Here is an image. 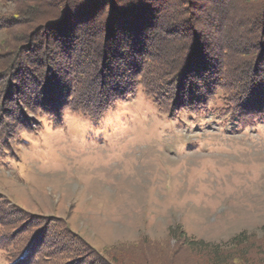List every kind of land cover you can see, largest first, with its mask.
I'll list each match as a JSON object with an SVG mask.
<instances>
[{
    "label": "rangeland",
    "instance_id": "rangeland-1",
    "mask_svg": "<svg viewBox=\"0 0 264 264\" xmlns=\"http://www.w3.org/2000/svg\"><path fill=\"white\" fill-rule=\"evenodd\" d=\"M221 1L217 4L211 0H108L103 3L102 0H75L73 10L76 13L64 9L65 21L64 18L61 24L49 25L34 36L32 41L48 37L49 44L40 48L55 47L50 54L46 51L47 57L51 56L47 59L51 69L43 67L42 75L37 74L43 77L38 96L24 95V90L13 89L15 84L19 89L38 84H25L26 79H15L11 95L5 99L6 109L0 113L1 236L7 237L11 232L8 237L16 243L26 241L38 229H45L48 230L46 237L40 238L44 244L56 245L59 238L66 239L73 246L84 245L89 257L102 256L112 264L144 261L151 252L163 248L172 228L184 232L189 241L211 244L225 245L243 233L247 238L255 236L264 240V117L251 123L245 119L242 123L230 116L222 107L226 97L223 91L208 95L205 108L194 111L186 106L187 96H177L178 90L177 93L173 91L178 87L173 81L163 89L144 80V84L137 83L133 93L110 102L100 117L90 115L91 128L86 135L68 128L63 120L66 107L94 106L119 90L109 89V83L107 89L103 88L102 84L99 89H104L102 95L105 96H93L96 92L93 83L89 86L93 89L91 94L88 92L92 96L89 99L87 94L83 96L88 84L75 76L71 80V66L64 70L54 62L61 38L66 40L71 36L70 41L71 31L85 32L97 20V35L93 39L96 44L91 48L97 49L102 40H109L106 52L98 50L96 59L101 55L109 58L111 76L118 67L115 66L118 58H111V54H117L114 51L118 42L113 39L119 21H128L124 23V35L127 32L132 33L133 38L138 36L140 40H136L140 44L141 41L153 42L161 48L162 55L178 52L179 44L192 38L189 41L197 53L188 55L185 69L200 75L205 68L200 65V56L210 43L213 44L214 36H218L220 29L234 30L226 24L235 19L240 2L255 3L227 0L220 4ZM0 2L2 69L7 63L8 52L26 29L25 20L31 17L26 15L27 7L37 10L34 19L60 6L52 0ZM246 9L250 13L253 11L251 4L244 3L242 10ZM184 10L202 20L203 26L195 32L196 39L189 29L191 24H184L179 15ZM77 13L81 14L76 16ZM142 15L146 16V25L141 24ZM7 17L15 18L16 24L6 21ZM225 17L229 21H225ZM247 20L241 27L249 37H246L247 43L243 40V47H251L253 52L258 49L263 62L264 28L256 31L257 25L251 23L253 20ZM107 21L109 28L105 25ZM163 21L172 24L171 28L159 25L164 24ZM152 30L162 37L150 34ZM256 33L262 39L261 45L255 40ZM132 36L128 41L133 40ZM132 54L128 53V57ZM28 55L40 59L43 53L37 55L34 47L29 49ZM170 64L169 59L166 69L173 67ZM145 67L144 62L142 68ZM193 67H197V71ZM53 69L57 71L50 72ZM3 77L0 74L1 81L5 80ZM112 78L117 82L121 80L114 75ZM196 80L191 85L199 82ZM110 81L112 79L105 80ZM43 82L48 83V88L42 86ZM189 85L190 81L185 88L191 89ZM25 102L37 105L38 112H32L30 107L23 105ZM17 104L22 105L19 110L24 114L21 116L15 114ZM50 221L56 225H50ZM143 247L152 249L148 251L150 254ZM56 249L62 254L59 246ZM48 250L47 245L45 251L53 253ZM10 252L0 248V264H8L16 256L11 249ZM256 258H264L263 253L259 252ZM87 260L93 261V258Z\"/></svg>",
    "mask_w": 264,
    "mask_h": 264
},
{
    "label": "trees",
    "instance_id": "trees-1",
    "mask_svg": "<svg viewBox=\"0 0 264 264\" xmlns=\"http://www.w3.org/2000/svg\"><path fill=\"white\" fill-rule=\"evenodd\" d=\"M52 1L58 3V6L60 7H57L56 10L50 12H48L47 10L45 12H42L40 18L32 19V17L36 15L35 12L37 10L35 11L31 6L27 7L28 9L26 10V15L31 17H27V19L25 20L28 23L26 29H24L23 33H21L20 37H18V41L11 48V51L8 52L9 57L7 56L5 61L7 63H5L2 69H0V74L4 75L3 78H5V80L2 81L0 79V103H2L0 113H2L6 109V106L4 105L6 102L5 99L7 98L6 96L11 95L12 85L14 84L13 81L15 79H26L25 84L34 82L35 84H38L36 86L39 87L35 86L32 88V85H30V87L25 86L24 88L19 89L15 84L13 89L24 90V95L29 94L31 96H38L37 90L40 93V83L42 82L43 77H39L37 76V74L42 75L41 72L43 70V67L46 70L51 69V66H49L50 62L48 63L47 61V59H49L51 56L47 57L46 51L48 52L49 50L50 54L52 49H54L53 47L55 46L52 45L49 46V48H40V46H42L43 44H49L48 37L46 38L45 36H42L43 38L40 40L34 39L32 41V39L39 31L47 28L49 25L61 24L59 22L64 18L65 21L67 17L65 10H71L70 13H76L73 10L75 8V0ZM107 1L108 0H102V3ZM211 1H216L218 4V0ZM249 1H254L256 3L244 2L245 4H251L253 8L252 10L254 12L252 11L250 13L249 9L243 11L242 7L244 3L240 2L239 8L236 9V12L238 14H234L235 19L233 18V22L232 20L229 21V19L225 17V21H229L226 24V27L231 26L234 28V30L232 31L228 28H224L222 31L220 29L218 36H214L215 41L212 42L213 44L210 43V46H207L208 50L200 56V60L202 61L200 65L202 67H205L204 69H202L201 67L202 71H204L203 73H200V75L196 73H188V71H186L187 69H185V61L188 55L190 53H193L194 51L195 53H197L194 49V44H191V42L189 41L192 38H190L188 41L186 40L185 42L180 43L178 52L174 53L173 51H169L168 53L162 55L161 48H157L156 45L154 46L153 42L151 43L150 41L146 43V41H141L142 44H140V39L138 36L136 38H138L139 40H136V38H133V36L131 35L132 33L126 32L124 35V23L128 21H119L117 23L118 26L116 28V35L113 39L118 42V48H116V51H114V54H117H111V58L115 56L116 57L114 59L118 58V64H114L118 67L113 75L115 77L117 76V78L120 77L121 83L117 82L116 78L113 80V75L111 76V65H108L110 64L109 58L106 59V57L101 55L100 58L96 59L98 50L101 49L102 53L106 52L105 45L109 40H102V44L99 43L97 49L96 47L95 49L91 48V46L93 47V45L96 44L94 43L95 40L93 41V39L96 38L97 35V31H95L96 26H98L97 20L93 21L91 23L92 27H89V29L85 32L77 33L75 30L71 31L70 33L73 34L72 40H68L69 38H71V36L66 38V40L64 38H61V41L59 40L60 42L56 46V56L54 57V62L59 63V66L62 65V67H64V70L71 66L69 68L71 69L69 78L71 77L72 80V77L75 76L74 78H80L88 84L82 92L83 96H86L84 94H87L88 99L90 96H92L89 95V93L91 94V91L93 89H95L94 91H96H93V96H105L102 95L104 93L103 88L107 89L108 83V85H110L109 89L111 88L113 90H119L118 93L114 92L113 94L108 95V99H101L100 103H95L94 106H82L83 109L93 117H100L108 109L110 102L120 99L121 96L123 97L129 95L130 93H133L138 84H144L146 81L147 84H156V87L161 86L163 89H165V85H167L168 82L173 81V85H178V87L173 88V91H175V93H177L178 90L179 93L177 94V96H187L185 101L187 102L186 106H188L189 110L195 111L200 108L204 109L207 105V101L209 100L208 95L213 96L219 91H223L224 93H226V97L222 100V107L227 109L226 112L230 116L235 117L242 123L245 119L248 121V123H251L256 119L262 120V117H264V60L263 62H261L260 55H258L257 53L258 49H255V51L253 52L251 47H243V40L247 43V38L249 37L246 36V33L243 32L244 30H242L241 27L244 24L243 21L247 22V19L249 18V21L250 19L251 21L253 20L251 22L252 24L257 25L256 31H259L261 27L264 28V24H261L264 23V0ZM223 2H227V0H222L219 3L222 4ZM142 5H144L145 7L146 2H144ZM80 14L81 13H77L76 16ZM191 14L192 13L187 12V10L179 13L180 17L183 19L182 22L184 24L187 22L191 24L190 26H192V28L189 29L192 32L193 37L196 39V29L199 30L201 26H203V23L200 17L194 15L192 16ZM143 15L140 16L141 19H143V22L139 20L141 21V24H145L147 20L146 16ZM14 19L15 18L12 17V20H10L7 17L6 21H9V23L12 22V25H14L16 24V22L13 21ZM76 19L77 21H80L79 17H76ZM163 23L164 24L159 25H165L166 28H171L172 24H168V22L165 23L164 21ZM240 24L241 26H239ZM0 25H2L1 22ZM105 25L108 26L109 21H107ZM64 31L65 30H61L62 33ZM144 33H147V31H145ZM150 34H152L153 36L158 35L155 34V32L153 33V30ZM256 35H258V33H256ZM129 36H132L133 40L128 41ZM159 36H161V34L157 37L159 38ZM181 37H183L184 39L186 35ZM123 40H125L126 42L121 44ZM255 40L258 43L262 39L258 35L257 37L255 36ZM143 44L145 45L143 46ZM258 45H261V42ZM34 47L37 51V55L39 52L43 53V55H40V59L35 57V59H33L32 57H29V49H33ZM249 49H251V51H249ZM132 52L135 55L132 54V56L128 57V53ZM207 56L208 58H206ZM173 57L176 58L174 59ZM169 59L171 60L170 65H173L170 70L166 69L167 67H169ZM206 59L208 60V62ZM132 60L134 64H132ZM144 62L146 67L142 68ZM94 65L97 66L95 67L97 71H95V68H92V66ZM126 66L128 67L127 69ZM197 69V67L194 68L195 71H197ZM53 71L55 72L57 70L53 69L50 72ZM207 71L209 72L208 74H206ZM128 76L130 77L128 78ZM104 79L106 81L112 79V81L105 82ZM196 79H198L199 82H197L196 85H191V82ZM71 80L67 83V86L69 87L72 84ZM189 81L191 89L185 88ZM23 82L24 81H21V83ZM102 84L103 88L99 89V86H101ZM44 85L48 88V83L43 82L42 86ZM91 85L94 86L93 89H90L89 86ZM183 86L184 88H182ZM118 87H120V89H118ZM146 89L148 92L147 87ZM52 90H55V88H52ZM98 90L101 91L97 93ZM110 96L116 97L111 99ZM182 98L184 99V97ZM25 104L26 102L23 105ZM33 104L34 103H32L31 105L26 104V106L30 107L32 112L37 113L39 107H37V105L33 106ZM21 107V104H17V106L14 107L16 116H21L24 114L23 112H21V110H19L21 109ZM16 109H18V111ZM49 224H52L54 226L56 225L54 221H50ZM10 233H6L7 237H3L0 235V248L8 253L11 249V251L14 253L13 255H16L15 257H12L13 260L11 258L8 264H39V262H41L42 264L44 262L45 264H112L111 262H109L110 260L108 261L102 256H99V258L96 256L92 257L90 253L91 256L89 257V251L83 249L84 245L73 246V244L68 243L66 239L65 241L67 242V244L65 243L64 239L61 240L60 238L58 239V244L56 245H49L47 242H45L44 244V242L41 241L40 238L42 236L46 237L48 230L45 229H38L31 233L26 241L19 240L16 243H14L11 238L9 239L8 236H10ZM12 234L14 235L15 232H12ZM263 241L264 240L257 239L255 236H253L252 239L247 238L245 233L234 237L229 243L225 245L211 244L203 241H189L186 239V235L184 232H180L179 230L177 231L172 228L168 232V242L164 244L163 248H159L157 251L154 250L153 252H151L152 249L150 248H148V250L145 247L142 248L143 250H146L147 253L148 251L151 252V254L148 253L151 255V259L150 257H148V255L144 257V261L138 264H182V260L183 264H264V260H262L264 258H260L259 260L256 258L259 252H262L264 255ZM19 243L20 246L18 248ZM47 245L49 247L48 251H53V253L45 251V247ZM57 246L61 248L62 254L57 251ZM87 258H93V261L87 260ZM121 259H125V256ZM115 261H118V259L116 258ZM131 262L132 261L128 260V263L131 264Z\"/></svg>",
    "mask_w": 264,
    "mask_h": 264
},
{
    "label": "clouds",
    "instance_id": "clouds-1",
    "mask_svg": "<svg viewBox=\"0 0 264 264\" xmlns=\"http://www.w3.org/2000/svg\"><path fill=\"white\" fill-rule=\"evenodd\" d=\"M64 124L78 133L87 134L91 128L90 114L84 109L66 107L63 112Z\"/></svg>",
    "mask_w": 264,
    "mask_h": 264
}]
</instances>
